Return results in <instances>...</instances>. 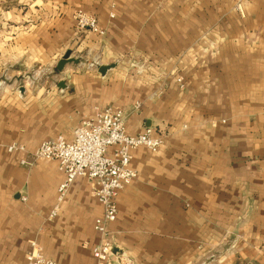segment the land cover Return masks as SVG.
Masks as SVG:
<instances>
[{"label": "crops", "instance_id": "0c3cea01", "mask_svg": "<svg viewBox=\"0 0 264 264\" xmlns=\"http://www.w3.org/2000/svg\"><path fill=\"white\" fill-rule=\"evenodd\" d=\"M82 1L106 34L73 42L79 63L30 85L0 80V264H27L33 240L57 264L94 260L103 209L91 181L76 178L52 216L63 174L33 153L44 139H72L105 106L126 112L129 133L150 126L165 136L158 151L133 152L138 176L111 225L116 255L130 264H264V0ZM68 21L40 51L77 37ZM141 53L163 60L162 77L141 81L129 70ZM107 64L115 67L103 75ZM14 142L26 151H8Z\"/></svg>", "mask_w": 264, "mask_h": 264}, {"label": "built area", "instance_id": "2783aa9c", "mask_svg": "<svg viewBox=\"0 0 264 264\" xmlns=\"http://www.w3.org/2000/svg\"><path fill=\"white\" fill-rule=\"evenodd\" d=\"M73 18L78 32L91 31L99 36L106 34V28L92 13L79 9L74 11ZM140 107L139 102L134 106L135 109ZM126 118V112L121 108L96 107L94 114L75 128L72 139H44L33 153L35 159L56 162L63 174L52 216L57 214L60 203L76 178L84 177L91 181V195L103 210L94 221L100 240L92 248L94 260L90 264H130L125 253L116 255L114 252L116 240L111 225L118 218V197L138 176L137 170L132 167L134 150L145 147L156 152L165 141L163 133H156L150 126L140 133H129ZM7 150L24 152L26 148L22 143L14 142ZM21 162L30 164L26 159ZM23 199L26 200V197ZM27 259V264H57L36 240L30 242Z\"/></svg>", "mask_w": 264, "mask_h": 264}, {"label": "rangeland", "instance_id": "374dc122", "mask_svg": "<svg viewBox=\"0 0 264 264\" xmlns=\"http://www.w3.org/2000/svg\"><path fill=\"white\" fill-rule=\"evenodd\" d=\"M79 9L87 11L86 3L82 0H0V80L9 77L13 81L21 76L22 80L28 81L30 85L36 76L57 73V59L66 52H63L66 45L72 49L74 55L79 54L74 51L76 46L73 42L94 32H79L77 37L61 35L62 50L54 53L40 51L43 48L41 44L54 43L53 37L47 35L51 34L52 29H58L61 33L65 30L68 32L69 17L74 21V11ZM87 12L97 16L94 12ZM37 43L40 46H36ZM25 46L29 49H25ZM183 54L185 53L174 55L179 59ZM147 56L148 53H141L140 59L134 60L135 65L129 67V70H134L141 81L162 77L163 60L153 61V55H150V58ZM178 59L174 62L177 69L181 63ZM97 60L101 59L97 57Z\"/></svg>", "mask_w": 264, "mask_h": 264}, {"label": "water", "instance_id": "95a60500", "mask_svg": "<svg viewBox=\"0 0 264 264\" xmlns=\"http://www.w3.org/2000/svg\"><path fill=\"white\" fill-rule=\"evenodd\" d=\"M72 62H75V63H79L80 62V59L79 58H76L73 56V51L72 50H68L66 51L63 56L61 57V59L57 62L56 64V69L61 71L64 69V67L68 64V63H72ZM115 67V64H107V65H102L99 67V71L101 74L105 75L106 72Z\"/></svg>", "mask_w": 264, "mask_h": 264}]
</instances>
